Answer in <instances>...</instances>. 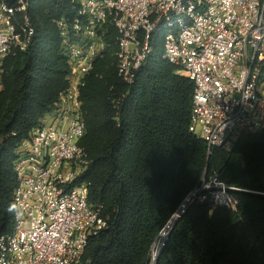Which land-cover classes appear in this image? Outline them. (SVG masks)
Masks as SVG:
<instances>
[{
  "label": "trees",
  "instance_id": "16d2710c",
  "mask_svg": "<svg viewBox=\"0 0 264 264\" xmlns=\"http://www.w3.org/2000/svg\"><path fill=\"white\" fill-rule=\"evenodd\" d=\"M77 6V0H31L33 42L4 63L0 236L13 229L9 206L19 148L68 86L70 65L56 21ZM161 52L157 42L132 84L118 76L112 50L87 79L80 144L89 165L82 180L89 183V204L103 206L109 226L90 238L81 264H148L184 197L212 173L240 189L235 209L190 205L155 264H264V130L243 135L230 151L216 147L209 154L207 142L189 129L194 84Z\"/></svg>",
  "mask_w": 264,
  "mask_h": 264
},
{
  "label": "built area",
  "instance_id": "2783aa9c",
  "mask_svg": "<svg viewBox=\"0 0 264 264\" xmlns=\"http://www.w3.org/2000/svg\"><path fill=\"white\" fill-rule=\"evenodd\" d=\"M77 3L74 14L56 21L70 65L68 86L19 148L14 223L0 236V264H81L90 238L108 228L103 206L88 202L82 175L89 159L80 141L83 90L109 50L118 76L132 84L161 43L162 58L194 84L189 129L207 142L209 154L216 147L230 151L243 135L264 130V0ZM30 6L31 0H0V89L5 61L33 42ZM238 190L215 173L205 175L174 215L195 203L235 209Z\"/></svg>",
  "mask_w": 264,
  "mask_h": 264
},
{
  "label": "water",
  "instance_id": "95a60500",
  "mask_svg": "<svg viewBox=\"0 0 264 264\" xmlns=\"http://www.w3.org/2000/svg\"><path fill=\"white\" fill-rule=\"evenodd\" d=\"M179 217H180V216H179ZM179 217H175V215H173V216L170 218V220L168 221L167 225L163 228V230H164V229L168 226L170 229H169V232H168L166 238L164 239V241H163V243H162V245H161V247H160V249H159V251H158V254H157V256H156V258H155L153 264L156 263V260H157V258H158V255L161 253L162 248L164 247V245H165V243H166V241H167V239H168V237H169V234H170V232H171L173 226L175 225V223L177 222V220H178ZM171 223H172V224H171ZM163 230H162V231H163ZM162 231H161V232H162ZM161 232H160V233H161ZM159 235H160V234H159ZM159 235H158V237H159ZM158 237H157V238H158ZM157 238H156V239H157Z\"/></svg>",
  "mask_w": 264,
  "mask_h": 264
},
{
  "label": "bare ground",
  "instance_id": "6f19581e",
  "mask_svg": "<svg viewBox=\"0 0 264 264\" xmlns=\"http://www.w3.org/2000/svg\"><path fill=\"white\" fill-rule=\"evenodd\" d=\"M172 224V223H171ZM169 227L167 226L161 233H160V239L156 242L154 249L152 250L151 258L152 260H155L158 251L160 249L161 241L166 237V235L169 232Z\"/></svg>",
  "mask_w": 264,
  "mask_h": 264
},
{
  "label": "clouds",
  "instance_id": "9594fccd",
  "mask_svg": "<svg viewBox=\"0 0 264 264\" xmlns=\"http://www.w3.org/2000/svg\"><path fill=\"white\" fill-rule=\"evenodd\" d=\"M14 209H15V205L14 204H12V205L9 206V212L10 213L13 212Z\"/></svg>",
  "mask_w": 264,
  "mask_h": 264
},
{
  "label": "rangeland",
  "instance_id": "374dc122",
  "mask_svg": "<svg viewBox=\"0 0 264 264\" xmlns=\"http://www.w3.org/2000/svg\"><path fill=\"white\" fill-rule=\"evenodd\" d=\"M45 120L47 121V122H49L50 120H51V117L49 116H47L46 118H45ZM210 212H213V209H210ZM150 261H151V256H150Z\"/></svg>",
  "mask_w": 264,
  "mask_h": 264
}]
</instances>
